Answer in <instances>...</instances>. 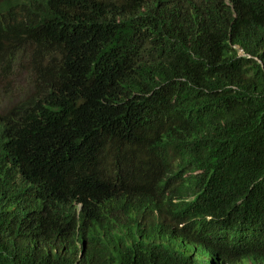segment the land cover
<instances>
[{"label": "trees", "instance_id": "obj_1", "mask_svg": "<svg viewBox=\"0 0 264 264\" xmlns=\"http://www.w3.org/2000/svg\"><path fill=\"white\" fill-rule=\"evenodd\" d=\"M231 3L233 11L222 0H42L24 31L0 25V49L22 48L13 39L26 34L49 54L69 44L83 57L71 64L82 70L70 95L13 106L11 145L28 171L61 194L94 198L111 171L144 161L152 142L140 133L152 125L190 145L197 167L176 196L200 188L196 216L176 203L177 221L204 226L219 204L231 220L264 213L239 198L250 185L264 194V0ZM191 171L199 181L188 185ZM1 244L0 264H50L20 255L13 237Z\"/></svg>", "mask_w": 264, "mask_h": 264}, {"label": "clouds", "instance_id": "obj_2", "mask_svg": "<svg viewBox=\"0 0 264 264\" xmlns=\"http://www.w3.org/2000/svg\"><path fill=\"white\" fill-rule=\"evenodd\" d=\"M12 1L0 0V25L15 21L24 31L31 22L29 16L38 12L42 0H16L17 7L1 10ZM222 1L233 7L231 0ZM22 35L24 40L18 44L23 47L13 52L0 49V60L13 65V74L32 71L42 88L39 95L33 93L11 105L0 104V254L6 256L1 242L9 236V240L13 237L18 242L20 255L50 264H93L98 256L111 264H194L199 252L205 254L203 264H264V213L231 220L219 204L220 215H206L204 226L184 217L176 220L172 209L176 203L197 213L200 188L188 190L183 199H176L183 177L197 167L190 145L158 127L147 125L149 130L140 133L144 140L152 142L144 161L128 171H111V180L99 186L94 198L61 194L33 176L11 145L19 126L13 106L30 99L56 100L70 95L71 82L82 70L71 64L83 57L69 44L68 50L55 48L49 54L46 41L33 44L27 38L30 35ZM234 48L238 56L248 57L241 47ZM17 54L27 55V67L22 66ZM178 67L191 75L186 65ZM5 93L2 80L0 94ZM143 164L152 170H145ZM191 172L188 185L194 184V179L199 181L196 171ZM140 179L141 184L137 183ZM239 198L264 204V194L252 185L246 186V193ZM7 226L13 232L7 234ZM16 227L27 231L16 232Z\"/></svg>", "mask_w": 264, "mask_h": 264}, {"label": "rangeland", "instance_id": "obj_3", "mask_svg": "<svg viewBox=\"0 0 264 264\" xmlns=\"http://www.w3.org/2000/svg\"><path fill=\"white\" fill-rule=\"evenodd\" d=\"M24 40V36L20 35L13 39V42L18 43ZM16 58H22L21 64L27 67L28 57L22 54H17ZM4 81L5 94H0V104L11 105L19 100L37 93H41L42 83L36 79L35 74L30 70H24L18 74H13V65L0 60V84ZM177 250L181 251L179 247ZM205 254L199 252L195 256L194 264H203Z\"/></svg>", "mask_w": 264, "mask_h": 264}]
</instances>
